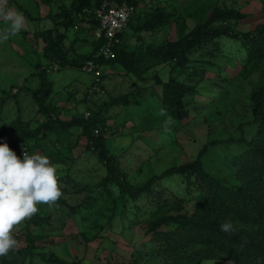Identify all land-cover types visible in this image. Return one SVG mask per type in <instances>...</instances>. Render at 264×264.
Masks as SVG:
<instances>
[{
	"label": "rangeland",
	"instance_id": "rangeland-1",
	"mask_svg": "<svg viewBox=\"0 0 264 264\" xmlns=\"http://www.w3.org/2000/svg\"><path fill=\"white\" fill-rule=\"evenodd\" d=\"M71 1L5 0L4 6L8 10L23 15L25 27L18 35L0 43V128L17 119L28 122L31 127L43 121L31 97L38 86L36 66L48 65L44 54L54 38V22L60 20L56 15ZM142 5V14H138L130 27L125 29L122 41V46H126L129 52L134 50V55H143L149 47L156 49L186 38L216 7L231 8L245 15L240 21L229 23L232 32L246 33L264 22V0H144ZM161 11L169 15L163 24L151 31H141L140 25L146 23V14ZM86 20L74 30L67 31L63 41L66 59L76 63L85 62L96 42L94 34L98 26L92 29L93 24ZM5 26V22L0 20V30ZM219 42L224 54L215 58L216 63L227 72L229 80L220 78L213 82L211 74L203 73L208 79L199 84L198 97L192 95L186 98L190 103L187 106L189 114L182 120L175 119L168 111L161 86L153 79L157 75L162 81H167L169 66L174 61L148 70L141 68L138 76L128 74L118 64L101 66V72L106 75L103 82L107 91L101 99L89 96L90 75L78 68L47 66V78L53 83L52 94L46 99L47 106L57 113V119L69 121L87 113L90 117L95 113L94 105L114 99L110 107H101L100 122L94 135H103L108 152L117 158L119 170L131 186H141L154 175L194 161L206 144L208 149L201 159L204 170L213 177L223 179L229 187L241 186L234 176V157L242 135L247 141L253 138L249 98L260 82V75L248 74L237 82L235 77L242 66L239 55L230 49L234 43L225 38ZM192 59L200 64L208 58H197L196 55ZM202 67L205 69L206 66ZM259 68L264 70L263 60ZM200 69L196 67L198 75L201 74ZM190 75L193 74L190 72ZM231 78L234 79L233 84L226 85ZM177 79L183 81L182 77ZM185 83L191 85L193 82L186 80ZM162 109L166 114H161ZM168 117L172 122L165 131ZM7 137L2 140L18 157L22 158L23 150L29 155L47 156L53 164H58L55 156L68 161L57 171L62 191L57 205L52 208L37 205L39 211L35 215L14 226L12 235L20 242L19 246L0 256V264H49L40 261L38 256L30 257L24 251L27 233L38 238L36 244L41 251L67 262L144 264L150 261L147 258L149 250L144 246L150 237L145 235V230L155 218L158 219H149L156 209L145 200L122 202L115 188L106 193L101 186L106 169L86 151V141L79 129L48 133L45 138L28 142L25 146L14 137L10 140ZM155 185V189L164 192L167 205L160 203V206L163 212H167L166 215L191 213L195 207L192 198L184 195L182 182L177 176L165 178ZM180 194L183 198L181 209L175 211L173 202ZM89 197H93L88 204L91 208L77 215L67 212V205L72 209L83 207L82 203ZM146 220L148 226H144ZM26 223L30 224L28 229ZM162 229L169 230L171 227ZM217 263L227 262L203 264Z\"/></svg>",
	"mask_w": 264,
	"mask_h": 264
},
{
	"label": "trees",
	"instance_id": "trees-1",
	"mask_svg": "<svg viewBox=\"0 0 264 264\" xmlns=\"http://www.w3.org/2000/svg\"><path fill=\"white\" fill-rule=\"evenodd\" d=\"M104 1L72 0L66 9L56 15L60 20L54 22V38L44 54L48 62L47 66L57 65L60 69L78 68L81 71L83 62L76 63L66 59L63 41L66 39V32L74 30L77 25L84 22L85 18H87L86 22L93 24L92 29L98 26L93 11ZM115 1L126 2L135 7V13L127 26L129 28L134 18L142 14L140 8L144 0ZM146 15V23L140 25L141 31H151L162 25L169 17L162 11L153 15L149 12ZM243 18H245L244 14L231 8L216 7L186 38L177 42L156 49L149 47L143 55H134V50L129 52L126 46H122L125 32L123 31L117 37L118 43L113 48L115 54L113 59L105 60L98 56L99 48L105 42L104 38L96 39L93 51L85 58V61L91 59L101 66L121 65L133 76H138L141 68L148 70L153 66L174 61V64L169 66L167 81H162L157 75L153 79L161 86L163 101L168 111L175 119L182 120L189 114L187 106L190 103L186 98L199 95V84L208 79L203 73L211 74L213 82L219 81L220 78L229 80L227 72L223 67H219L216 59L224 54L219 40L225 38L232 41L234 46H230V49L234 54L239 55L238 60L241 61L242 66L235 77L236 81H241L248 74L260 75V82L253 88L249 98L253 138L247 141L242 135L234 157V176L242 184L241 186L229 187L223 179L213 177L204 170L201 159L207 152V144L198 152L194 161L180 167H172L160 175H154L141 186H131L123 178L117 158L108 152L103 135H94V130L100 122L101 107H110L114 99L94 105L95 113L88 118L78 115L69 121H60L56 117L57 113L50 110L46 103L47 97L53 91V83L47 78L49 69L47 66H36L38 86L31 93L37 106V114L43 118V121L34 127L19 119L10 121L0 128V143H3L2 139L9 135L8 140L14 137L20 144L26 145L28 142L45 138L48 133L79 129L81 137L86 141V151L94 155L106 169V174L101 180V186L105 188L106 193H109V189L115 188L122 202L145 200L156 209L149 219L155 217L158 219L155 218L150 225L146 220L144 225H149L145 235L150 237L147 245H144L149 250L150 255L147 258L150 261L144 264H203L210 261H226L227 263L224 264H264V70L259 68L260 61H264V22L246 33L232 32L228 27L229 23ZM196 55L197 58L208 59L197 64L198 61L192 59V56ZM202 65L206 66L205 69H202ZM198 66L202 70L200 75L196 70ZM190 72L193 75H190ZM105 76L102 73L101 77ZM178 77H182L183 81H179ZM186 80L193 83L186 84ZM233 80L231 78L226 85L233 84ZM84 101L86 102L87 99L84 98ZM54 160L59 165H66L68 161L67 158L56 156ZM172 176L180 179L184 195L192 198L195 203L191 213L166 215L167 212H163L160 203L166 204L164 192L155 189L154 182L157 186V182ZM92 200L93 197L85 200L82 203L84 208L72 209L67 205V212L77 215L86 208H91L88 204H91ZM181 200L183 198L180 194L173 202V210L181 209ZM226 221L232 224V230L229 232L221 231V225ZM40 222L48 223L45 220ZM239 225L242 227L238 228ZM29 226L30 224L26 223L27 229ZM163 227H171V229L163 230ZM80 234L83 236L82 233ZM26 240L24 251L30 257L38 256L40 261L49 264H79L78 261L67 262L66 259L41 251L36 244L38 238L30 233H27ZM158 259L161 261H156Z\"/></svg>",
	"mask_w": 264,
	"mask_h": 264
},
{
	"label": "clouds",
	"instance_id": "clouds-1",
	"mask_svg": "<svg viewBox=\"0 0 264 264\" xmlns=\"http://www.w3.org/2000/svg\"><path fill=\"white\" fill-rule=\"evenodd\" d=\"M4 5L5 0H0V20L6 25L0 30V43L18 35L25 27L23 15ZM161 114H166L165 110ZM171 122L168 117L165 131ZM22 153V158L18 157L6 142L0 143V256L19 246L20 242L12 235L14 226L35 215L39 211L37 205L52 208L62 197L57 175L62 166L41 154L29 155L23 150ZM231 230L230 222L221 225V231Z\"/></svg>",
	"mask_w": 264,
	"mask_h": 264
},
{
	"label": "built area",
	"instance_id": "built-area-1",
	"mask_svg": "<svg viewBox=\"0 0 264 264\" xmlns=\"http://www.w3.org/2000/svg\"><path fill=\"white\" fill-rule=\"evenodd\" d=\"M134 13L135 7L133 5L126 2L117 3L115 0H105L94 9L93 17L98 22L95 38H104L105 41L99 48L98 56L105 60L114 58L113 48L118 43L117 37L125 31ZM81 71L91 77L89 96L104 98L107 91L101 77V65L88 59L83 63ZM88 116L89 113L84 114L85 118Z\"/></svg>",
	"mask_w": 264,
	"mask_h": 264
}]
</instances>
